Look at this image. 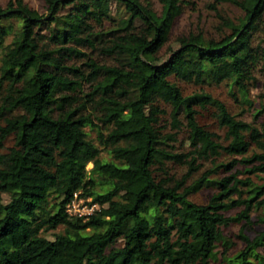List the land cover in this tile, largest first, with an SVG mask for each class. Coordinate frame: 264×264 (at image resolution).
<instances>
[{
    "label": "trees",
    "instance_id": "trees-1",
    "mask_svg": "<svg viewBox=\"0 0 264 264\" xmlns=\"http://www.w3.org/2000/svg\"><path fill=\"white\" fill-rule=\"evenodd\" d=\"M42 1L46 13L0 3V264H213L220 254L264 264V231L245 232L253 212L264 223V120L180 86L225 83L264 115V91L258 108L251 95L264 77V0H223L243 17L221 16L220 38L190 34L163 64L184 0H161V13L150 0H108L119 16L106 0ZM208 108L224 141L199 121ZM204 188L217 192L194 202ZM78 192L101 205L89 219L66 211ZM235 222L244 248L230 254L224 228Z\"/></svg>",
    "mask_w": 264,
    "mask_h": 264
},
{
    "label": "rangeland",
    "instance_id": "rangeland-1",
    "mask_svg": "<svg viewBox=\"0 0 264 264\" xmlns=\"http://www.w3.org/2000/svg\"><path fill=\"white\" fill-rule=\"evenodd\" d=\"M29 6L38 10L41 13H46V6L42 0H24ZM153 4L154 9L161 13L162 11V3L161 0H150ZM9 0H0L2 5H6ZM107 4L111 6L112 11L114 14L117 11L116 4L111 3L106 0ZM215 7V8H214ZM217 8V9H216ZM119 14V13H118ZM116 14L117 16H119ZM222 17L231 19L232 21L238 22L241 17H243V11L237 5L223 0H184L183 3V13L181 16L175 21L174 26L171 31L170 39L168 43L161 49L159 55L157 56L155 63L156 64H163L167 62L172 54L179 50L183 44L185 43L186 37L190 34L194 33H202L207 38H220L223 34L228 32V29L224 26L222 22ZM109 26V24H107ZM180 86L183 89V92L188 95L192 94L197 91H206L213 94L215 97L221 99L225 104L228 106L231 113L236 115L239 119L246 120L252 123H260L264 120V115L261 116L258 120L254 118V111L250 110L248 107H245L238 103L229 91V87L225 84H212V85H197L194 83H187V82H180ZM264 91V77L260 78V82L257 84L256 87H253L251 90L252 98L255 100V106L258 108L262 106L263 101L259 97L260 94ZM214 109L208 108L206 110H201L199 114V121L200 123L207 127L209 130L216 132L221 136V140H225L226 130L222 128L214 113ZM167 122L168 116L166 115L165 118ZM170 130V128L168 129ZM92 137L96 138V133L92 132ZM187 137V131L184 130L181 135L180 139L184 140ZM13 140H9L7 142V146H12ZM110 156L106 151L102 153V160L109 159ZM232 158L229 156H224L221 160L225 162H229ZM209 164L206 166L208 167ZM95 164L90 163L88 168L91 170L94 168ZM206 167V168H207ZM237 168L239 170H244V166L238 165ZM187 171V167L184 165L179 164H171V173L177 174L181 176L185 174ZM236 171V168L233 169ZM225 175V174H223ZM242 177L250 176L248 174L240 175ZM255 181L261 183L262 180L258 179L257 177H253ZM217 192L214 188H204L199 192L193 194L191 199L199 204L207 203L212 195ZM2 198L5 202L9 201L8 194H2ZM240 209H234L226 213L227 216H234L238 213ZM262 210L257 212H253V220L254 225L252 227L246 228V233L251 237L256 236L258 233L264 231V223L259 222V216L262 214ZM243 228V223H232L230 226L224 228V234L227 236L229 240L234 243V246L229 249L230 254H235L242 248H244V243L238 237L239 233ZM51 238L53 237L52 232L47 234ZM220 252L225 250L224 246H220ZM173 264H184L183 257L176 256L172 258ZM213 264H223L222 261V254L219 255V259Z\"/></svg>",
    "mask_w": 264,
    "mask_h": 264
},
{
    "label": "built area",
    "instance_id": "built-area-1",
    "mask_svg": "<svg viewBox=\"0 0 264 264\" xmlns=\"http://www.w3.org/2000/svg\"><path fill=\"white\" fill-rule=\"evenodd\" d=\"M101 209V205L94 202L91 197H84L81 192L75 194L72 201L67 205L66 211L72 215L89 219Z\"/></svg>",
    "mask_w": 264,
    "mask_h": 264
}]
</instances>
